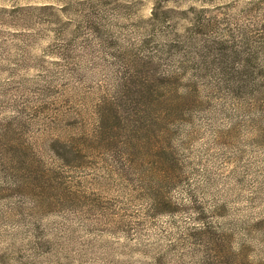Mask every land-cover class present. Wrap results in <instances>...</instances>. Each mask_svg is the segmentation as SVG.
Wrapping results in <instances>:
<instances>
[{
    "label": "rangeland",
    "instance_id": "rangeland-1",
    "mask_svg": "<svg viewBox=\"0 0 264 264\" xmlns=\"http://www.w3.org/2000/svg\"><path fill=\"white\" fill-rule=\"evenodd\" d=\"M161 4L0 0V264H264V102L213 86L192 27L205 16L224 49L242 29L264 41V0ZM155 5L173 12L153 29ZM90 14L119 38L94 39ZM136 54L178 90L150 75L151 101L123 98Z\"/></svg>",
    "mask_w": 264,
    "mask_h": 264
},
{
    "label": "trees",
    "instance_id": "trees-1",
    "mask_svg": "<svg viewBox=\"0 0 264 264\" xmlns=\"http://www.w3.org/2000/svg\"><path fill=\"white\" fill-rule=\"evenodd\" d=\"M155 3L158 5H162L161 2L162 0H154ZM164 1H170V0H164ZM158 5H155V13L152 14V17L150 19V24L153 25V29H156V26L166 24V22L171 18V16H168L169 13L173 12L169 8H161L159 10L165 9L162 11V13H166L162 19L158 18V11L156 7H159ZM160 8V7H159ZM88 28L90 31V34L93 36L94 39L100 41L101 43L105 41L106 38L110 39H115L118 36L116 35H110L105 29V25L99 24L98 22L102 21L100 19H95L92 17V15H88ZM195 23L192 25V27H195L196 29V34L201 38L198 43L199 47V54L201 55L202 59H207L204 62V68L210 70V75H212V78H215L216 80V87H219L220 90L225 89L226 90V95H230V91H233L234 93L236 92V96H244V97H249L250 102H257L258 103H263L264 102V41L261 39H257L256 36H253L249 34V37L245 34L244 30H241V38H243V42L245 46H241L239 48H242L243 51H241L238 46L233 45V46H228L229 48H226L225 45H223L224 42H221L219 39H215L211 33H208L209 28L212 26L210 25L209 21L206 20L205 16H197L196 20L194 21ZM213 24V23H212ZM155 33L154 30H150ZM240 33V32H239ZM260 33H264V27L261 29ZM162 34L164 35L163 37L165 38L164 43H158L160 46L161 44H167L166 47L171 44H177V42L180 41H186V37L179 35V34H173V33H166L162 31ZM153 36V35H152ZM119 38V37H118ZM148 38V35H147ZM183 39V40H182ZM111 40V41H113ZM184 41V42H185ZM152 41L149 39H144L141 41V45L145 44H150ZM155 43V42H154ZM165 47V48H166ZM159 48V47H158ZM261 53V54H260ZM156 60V59H155ZM161 58H158L156 62L154 59L149 58L148 61L143 60L141 57L135 55L134 62L140 66V72L139 73V84L138 85H133L137 81V78L135 81L130 83L129 81H126L125 84L120 86L118 88V93H124L125 99L128 98L126 95V91L123 89L126 88L128 90L129 95H134L136 94L137 97L142 101L150 100V96L154 94V92H166L167 90H178L180 86V77L177 76L176 71L173 70L168 75L166 73H161L159 71L158 65H160ZM145 61V62H144ZM158 61V62H157ZM128 67V66H127ZM155 67V69H154ZM150 70L152 71V74L150 73ZM207 70V71H209ZM155 71V72H154ZM159 71V73H158ZM196 73V72H195ZM142 75V76H141ZM151 75V77H150ZM209 75V76H210ZM145 76V79L143 78ZM194 76V75H193ZM207 76V78L209 77ZM150 77V79L157 84V91H151L152 89H149L145 87V82L146 80ZM118 83L122 79H120L119 76L116 77ZM191 81V79H189ZM176 82L179 83L178 87H175L174 84ZM131 84V85H130ZM121 85V84H120ZM154 85V86H155ZM164 90V91H163ZM157 96V95H156ZM163 97V96H161ZM160 97V98H161ZM108 99H105L101 102V107L105 105V102ZM264 104V103H263ZM145 111L139 115L138 118L131 120V125L127 126V133L128 134H133V138H138L140 139V134L139 130L141 127L147 122L148 117H150L146 112L148 110L151 111V115L153 119L155 118V115L153 113V109L151 105H144ZM152 121V120H150ZM104 128V127H103ZM105 128H109L110 132L112 135H108L112 140L118 136H113V133L116 131V126L115 124H108ZM95 138V137H94ZM98 141H101L102 138L99 137L96 139ZM128 142H132V139H129ZM124 144L129 146V144L125 141ZM134 146L135 142L132 143L129 147L130 152L132 155L136 158L134 154ZM65 150V153L69 154V149L63 147ZM206 226V225H205Z\"/></svg>",
    "mask_w": 264,
    "mask_h": 264
}]
</instances>
